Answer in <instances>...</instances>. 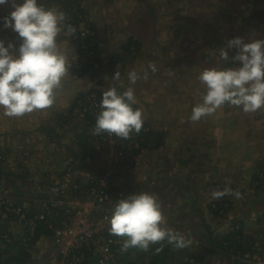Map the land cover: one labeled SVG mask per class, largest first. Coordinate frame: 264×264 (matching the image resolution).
<instances>
[{
	"label": "crops",
	"instance_id": "crops-1",
	"mask_svg": "<svg viewBox=\"0 0 264 264\" xmlns=\"http://www.w3.org/2000/svg\"><path fill=\"white\" fill-rule=\"evenodd\" d=\"M186 1L192 5L186 8L183 0L176 4L166 0H40L45 7L63 11L65 17L72 12L73 3L83 7L95 30L98 66L75 76L72 65L79 56L71 36L61 34L58 45L70 66L53 106L20 118L4 117L1 202L42 210V189L50 178L71 166L92 175H108L112 185L126 188L129 195L157 194L165 226L180 232L190 243L183 249L170 244L161 248L156 264H230L231 259L220 246L232 222L241 224L247 246L264 242V190L262 184H254L257 168L264 163V109L245 113L224 106L199 122L189 119L204 91L198 80L201 68L215 67L217 55L213 52L217 42L223 41L218 28L228 32L224 36L227 41L238 36L246 42L264 39V0H210L209 6L215 8L199 12L197 21L185 25L178 21L179 16L193 8L201 9L197 0ZM68 3L72 4L66 8L63 4ZM11 10L10 5H4V16ZM68 21L66 18L65 23ZM187 35L202 38V42L198 46L193 41L185 44ZM4 40L15 41L16 34L4 29ZM233 54L230 52V56ZM149 63L156 65L155 73L148 68ZM131 70L141 75L135 85H129L127 79ZM116 71L119 80L112 79ZM145 71L147 79H143ZM190 73L192 76L186 77ZM129 86L134 88L138 101L134 107L142 109L143 125L163 137L164 143L157 150L151 148L152 140L149 148L135 155L132 169L123 167L121 177L113 150L96 146L89 124L73 121L70 112L89 91L102 96L109 88L122 92ZM87 152H96V166L92 164L88 169ZM46 155L50 157L45 161ZM51 157L54 168L48 162ZM226 187L239 192V198L234 194L213 197L214 192ZM219 199L230 204L226 220L207 222L214 216L211 203ZM1 210L0 257L4 258V246L14 244L1 238L6 229H2ZM52 246L50 233L41 235L27 264L50 263L54 257Z\"/></svg>",
	"mask_w": 264,
	"mask_h": 264
},
{
	"label": "clouds",
	"instance_id": "clouds-1",
	"mask_svg": "<svg viewBox=\"0 0 264 264\" xmlns=\"http://www.w3.org/2000/svg\"><path fill=\"white\" fill-rule=\"evenodd\" d=\"M0 5H10L12 9L0 17V28L16 34L15 41L0 39V115L20 118L55 103L70 66L58 38L62 33L73 35L75 29L65 23L63 11L45 7L40 0H0ZM219 59L231 61L233 66L205 68L199 73L204 91L192 107V122L212 116L224 106L245 113L264 109V39L246 42L242 37H234L219 49ZM148 68L152 73L157 71L154 63H149ZM147 78L145 71L143 79ZM112 79L119 80L120 73L116 71ZM127 79L129 85H135L141 75L131 70ZM137 103L132 86L122 92L114 87L104 91L93 134L123 140L139 134L144 115L142 109L134 107ZM229 194L240 196L226 187L222 192H214L213 197ZM107 222L109 234L123 238L122 252L130 248L147 251L161 242L183 249L190 243L180 232L165 226L162 205L155 193L139 192L116 200Z\"/></svg>",
	"mask_w": 264,
	"mask_h": 264
},
{
	"label": "built area",
	"instance_id": "built-area-1",
	"mask_svg": "<svg viewBox=\"0 0 264 264\" xmlns=\"http://www.w3.org/2000/svg\"><path fill=\"white\" fill-rule=\"evenodd\" d=\"M79 19L82 22L73 25L75 32L71 35L79 48V59L72 65L77 73L81 72L84 63L90 67L98 66L94 43L89 39L93 35L91 27H88L83 17L80 16ZM84 23L85 26L78 28L79 24ZM100 100L95 92H87L76 101L71 116L73 120L79 118L87 122L91 128V136L99 138L102 146L113 145L116 164L128 168L127 163L133 157L132 152L138 147L137 141L131 139L134 134L127 140L107 134H93ZM93 154H87L86 164L92 162ZM88 167L89 165L86 168ZM128 195V190L112 185L108 175H92L88 171L84 173L68 166L64 172L50 178L49 183L42 189L39 197L42 206L40 212L34 213L25 207L4 204L8 211L5 213L13 216L21 229L7 230L4 240L12 242V237L29 246V242L36 238L38 227L44 225L51 232L54 245V257L48 264H128L121 258L123 238L110 235L107 222L115 201ZM212 208L215 209V206ZM226 214V210L219 213L222 217ZM237 231L243 232L241 224L236 222L230 227V232ZM223 249L233 255L231 264H264V242L254 243L249 249L240 250V240L237 238L235 244L225 241ZM145 261V264H149V261ZM137 264H144V261H138Z\"/></svg>",
	"mask_w": 264,
	"mask_h": 264
},
{
	"label": "trees",
	"instance_id": "trees-1",
	"mask_svg": "<svg viewBox=\"0 0 264 264\" xmlns=\"http://www.w3.org/2000/svg\"><path fill=\"white\" fill-rule=\"evenodd\" d=\"M71 4L68 3V4H63V5L67 8ZM70 8H71L72 12L68 16H66L67 20H69L68 24L73 26V25L77 24L78 22H82V19H79V17L80 16L83 17V20L85 21V23L89 27H91L93 35H91L89 37V39H90L91 42L94 43L95 42V30H94V27H92V24H91L88 16L86 15L83 7L78 5V4H76V3H73V7H70ZM71 40L74 43V40H73L72 36H71ZM93 48L96 51L95 43H94V47ZM88 69L90 70L92 68L90 66L86 65V64H85L84 67L82 66V69H81L82 74L87 73ZM91 92H95L96 95L101 98V94H99V92H97V91H91ZM73 108H74V106L72 107L70 114L72 113ZM156 134L157 133H155V131H153L152 129L147 128L145 125H143L142 130H141V132L139 134L132 135L131 139L132 140L135 139V141H137V143H138V147L135 148L132 153H134L135 155H138L141 150L149 148L148 147L149 146V141L151 142L152 141L151 138H153V136H155ZM153 145H154V143H153ZM154 146L156 148L160 147L159 144L154 145ZM88 153L89 152H87V154ZM94 154L91 157L92 162L90 164H88L89 166H91L92 164L96 166V164L94 163V157H95ZM85 156H86V154L84 155V157ZM258 167H259V168H257L258 171L256 172V175L254 176V184L256 183L257 184L256 186H259L260 184L264 183V163H263V166H258ZM262 175H263V177H262V180H261V176ZM122 189H126V188H122ZM214 206H215V209L212 208ZM228 206L230 207V204L227 202V200L219 199V200H216V201L211 203L210 210L213 211L214 215H219L221 210H226L227 211L228 210ZM49 233H51V232L48 231L47 229H45L44 225L39 226L37 231H36V238H35V240L33 242H31L32 245L38 240V238L41 235H46V234H49ZM1 238L4 241L3 235H2ZM237 238H239V240H240V250L243 249L241 245H242V243H243V245L245 243H244V239H243V233L240 232V231H237L235 233L229 231V233L221 239L220 248L223 249L225 241H231L232 244H235V240ZM11 240L13 241L11 243L15 244L14 245L15 247L14 246H4L5 247L4 256L8 255L7 257L9 259H6L5 257L4 258L0 257V264H27V263H29L31 261V258H32V251L30 250L31 249L30 247H34V246L26 247L22 243L16 241V239H14V238H11ZM219 245H220V242H219ZM165 246H169V244H167L166 242H161L160 244L152 245L149 248V250H147V251H144V250H141V249L137 250V251H139V253H137V252L132 253V251L134 249H138V248H130V249H128L127 252H121V258H122V260H124L128 264H137L138 261L139 262L144 261V264H145V262H146L145 260L149 261V264H156L158 253H159V251H157L156 249L157 248L161 249V248H163ZM7 247H8V249H7ZM7 251H9V252H7ZM227 256L232 261L233 255L232 254H228Z\"/></svg>",
	"mask_w": 264,
	"mask_h": 264
},
{
	"label": "rangeland",
	"instance_id": "rangeland-1",
	"mask_svg": "<svg viewBox=\"0 0 264 264\" xmlns=\"http://www.w3.org/2000/svg\"><path fill=\"white\" fill-rule=\"evenodd\" d=\"M169 2V3H172V4H176L178 1H180V0H166V2ZM198 2H196V3H198L199 4V6H200V8L201 9H199V10H197V9H195V8H193V9H191V10H189V11H184L183 12V15H181V16H179V19H178V21L179 22H181L182 24H185V25H187V23H190V24H192V23H194L195 21H197L198 19H197V17H196V15L200 12V14H204L209 8H211V6H209V1L210 0H197ZM212 1V0H211ZM183 2H184V4H185V6H186V8L187 7H189V6H191L192 4L190 3V2H187L186 0H183ZM204 8V9H203ZM213 8H215V7H213ZM213 8H211V9H213ZM218 10L220 9V7H218L217 8ZM245 12V11H244ZM4 16V5H0V17H3ZM237 24L239 23V21H237L236 22ZM255 23V22H254ZM81 26H85V23L84 24H79L78 25V28L79 27H81ZM89 27V26H88ZM192 29L194 28V27H191ZM191 28H189V29H191ZM237 29V28H236ZM207 30V29H206ZM206 30H204V31H202V32H206ZM190 32V34H191V30H189ZM198 33V32H197ZM218 36H220V37H223V41H222V43L221 42H217V44H216V51L215 52H213V53H215V55H217V58H214L216 61H214L215 62V67H229V66H233L232 64H231V61H221L220 59H219V49L220 48H222V47H225L226 46V44H227V40H226V37H224V36H226L227 35V31L225 30V29H222V30H219V28H218ZM203 34V33H202ZM187 36H189L187 39H185L186 41V43L185 44H188V42L189 41H193L194 42V44L196 45V46H198V44H200L201 42H202V38L200 39V38H193V35H187ZM0 39H4V29H2V28H0ZM94 43H96V42H94ZM74 47H75V49H76V53L77 54H79V48H78V46H77V44L74 42ZM201 61H203V59H200ZM176 61V60H175ZM191 65V64H190ZM184 67H188L187 66V63H185L184 64ZM72 68V67H71ZM203 70V68H201V71ZM74 74H75V76H79V72L77 73L75 70H74V72H73ZM190 76H192L191 75V73H190V75H186V77H190ZM188 83H189V81H187ZM185 89V88H184ZM184 95H187V92H184ZM70 118H71V116H70ZM73 119V118H72ZM74 120L75 121H78V120H80L79 118H74ZM73 120V121H74ZM0 139H3V140H0V143L2 144L1 146H0V169L2 168V171L4 172V117L2 116V115H0ZM99 138H94V142L96 143V146H99V145H101V143H102V141L100 142L99 140H98ZM151 140H153V142H154V145H157V144H159L160 145V147L162 148V143H164V138L163 137H161L158 133L155 135V136H153V138H151ZM3 142V143H2ZM151 145V142L149 141V146ZM154 145H152V147L151 148H156ZM105 147L106 146H109V148H111L112 150H113V154H114V146L113 145H111V144H107V145H104ZM104 146H99V147H101L102 148V150H103V148H104ZM148 146V147H149ZM160 147L158 148V149H160ZM105 149V148H104ZM147 149V148H146ZM157 149V148H156ZM157 149V150H158ZM27 154H28V152H27ZM48 157H50V155H46L45 156V161H46V159L48 158ZM52 160H53V158L51 157V159L50 160H48V162H49V164H51V166H53V168H54V165H53V163H52ZM135 160H136V158H135V154L133 153V157H132V159H130V161H129V163H127L128 164V168L129 169H132V167H131V165L135 162ZM58 165V164H57ZM136 165H134V167H135ZM59 167V166H58ZM123 167H125L126 168V166L125 165H123L122 167H121V172L120 171H117L118 173H120V176L121 177H124V174H122V172H123ZM138 167H142V165H138ZM21 173H23V172H21ZM27 176V180L29 181V176L28 175H26ZM55 177V176H54ZM54 177H52V178H54ZM49 178L47 177V180H48ZM47 182V181H46ZM34 186V185H33ZM32 186V187H33ZM46 186V185H45ZM1 188H4V182L2 181V184H0V191L2 190ZM264 189V184L262 183V186H261V190H263ZM4 193V192H3ZM7 205H9L8 203H7ZM12 205H14V206H19V205H15V204H12ZM4 202H1V200H0V208L2 209L1 211L3 212V210H5V211H7V209L6 208H4ZM41 210V209H40ZM40 210L39 211H35V210H32L31 209V211H33L34 213H37V212H40ZM211 211V210H210ZM8 212V211H7ZM211 213L214 215V213H213V211H211ZM2 216L4 217V219H3V221H2V226H3V230H4V228H6L5 229V231H4V235L7 233V230H21L20 228H19V226H17V224H16V222L14 221V219H13V216H10V215H7V213H4V214H2ZM212 217V216H211ZM226 220V216L225 217H222V216H220V215H214L212 218H209V219H207L206 221L208 222V221H211V222H223V221H225ZM229 220V219H228ZM226 223H227V221H226ZM209 224V223H208ZM233 224H234V222H232V223H230V225L231 226H233ZM216 230H217V228L215 229V232H216ZM216 233H219V232H216ZM4 237V236H3ZM245 243V242H244ZM25 246V245H24ZM30 246H32V243H30L29 242V246H26V247H30ZM241 246H243L242 248H243V250H245V249H249L250 248V246H247L246 245V243L243 245V243H242V245ZM53 247V246H52ZM137 250H139V249H134L133 251H132V253H135V252H137V253H139V251H137ZM222 251H223V253L227 256L228 254H230L227 250H225V249H222ZM15 252V251H14ZM54 252V248H52V253ZM8 255H6V259H9L8 257H7ZM233 262V260L231 261V263Z\"/></svg>",
	"mask_w": 264,
	"mask_h": 264
}]
</instances>
